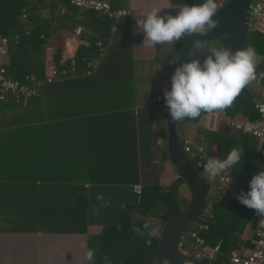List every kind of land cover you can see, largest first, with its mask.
I'll list each match as a JSON object with an SVG mask.
<instances>
[{
    "label": "crops",
    "instance_id": "crops-1",
    "mask_svg": "<svg viewBox=\"0 0 264 264\" xmlns=\"http://www.w3.org/2000/svg\"><path fill=\"white\" fill-rule=\"evenodd\" d=\"M109 1L113 10L129 14L107 27L65 2L28 0V26L42 23L44 30L45 60L59 52L60 63L75 64L80 45L93 37L107 43L91 73L80 70L51 82L31 74L36 80L25 84L33 95L0 103V264H86L88 237L119 221L122 206L135 199L133 185L157 182L164 189L178 178L166 145L169 112L158 95L170 88L183 38L145 47L135 18L153 7L175 15L183 3ZM6 61L0 55V64ZM258 68L264 71V58L257 55ZM262 87L253 80L242 92L250 100L205 112L198 121H178L183 144L202 145L210 158L220 159L234 147L244 152L253 145L250 162L264 169V143L249 138L245 145L229 124L231 118L258 117L249 102L262 100ZM214 134L237 142L219 144ZM135 161L138 179L132 182ZM235 183L232 177L231 189ZM178 191L190 199L184 182ZM255 228H245L252 231L249 241Z\"/></svg>",
    "mask_w": 264,
    "mask_h": 264
},
{
    "label": "trees",
    "instance_id": "trees-1",
    "mask_svg": "<svg viewBox=\"0 0 264 264\" xmlns=\"http://www.w3.org/2000/svg\"><path fill=\"white\" fill-rule=\"evenodd\" d=\"M43 1V0H38ZM58 2L57 0H54ZM173 3H200L202 0H171ZM27 6L28 19L31 18L30 3L28 0H0V37L9 38V53L4 56L7 61L3 64L6 67L8 75L20 81L21 83L29 82V76L33 74L35 78H42L48 70L49 65L55 64L58 67L69 66L70 61L60 63V53L53 56V60L47 61L41 55L43 51V43L45 39L43 35L42 23L34 24L29 28L23 27L20 14L21 8ZM95 21H99L101 25L110 27L112 18L95 11H86ZM106 36L108 33H103ZM188 37H184L178 53L181 52ZM96 38L89 41V45H80L74 58L77 72L85 68L87 60L98 53ZM254 47L258 56L264 58V33L257 30H249L246 40L240 49ZM208 47H224L217 40H210L204 44V50L196 59L203 61L207 55ZM41 55L38 60L37 56ZM258 68L256 71H259ZM67 79H71L68 77ZM244 88L234 101L240 103L250 100L248 95L242 96ZM233 101V102H234ZM249 105L257 114L254 104ZM205 112H202L195 119L198 121ZM258 115V114H257ZM257 117V116H255ZM254 117V118H255ZM165 130V128H164ZM205 136V131H200ZM240 133V132H239ZM217 142L221 141L229 143L237 142L235 138H225L219 134H214ZM245 145H249V138H255L250 134L242 135ZM179 144L183 151V142L181 137ZM251 150L243 152V157L239 164L231 168L230 174L236 183L233 189L227 190L219 202L213 201L210 205V213L212 218L208 220V229L200 232L205 242L209 246H214L221 240L220 252L215 259L216 264H230V251L239 248L242 245L249 246L250 241L244 240L242 235L248 224L255 227L258 214L255 210L248 209L241 205L236 195L243 189L247 191L248 181L257 172L264 170L250 162V154L253 153L254 146H250ZM184 153V152H183ZM186 159L193 166L197 160V155L190 157L186 155ZM199 172L209 180L207 173ZM138 179V169L136 161L134 163L132 182ZM184 181L178 177L167 188H162L157 182L141 186V192L135 193V199L132 203L122 206L121 216L117 223L106 224L102 232L92 235L87 239L88 249L95 250V264H104L105 258L110 264H154L155 255L159 235L167 219L176 213L183 211L190 203V199L179 194V186ZM159 219L160 223H154V219ZM187 228L182 232H186ZM155 231V235H150Z\"/></svg>",
    "mask_w": 264,
    "mask_h": 264
},
{
    "label": "clouds",
    "instance_id": "clouds-1",
    "mask_svg": "<svg viewBox=\"0 0 264 264\" xmlns=\"http://www.w3.org/2000/svg\"><path fill=\"white\" fill-rule=\"evenodd\" d=\"M163 7H153L136 16V31L143 34V46L173 44L184 37L205 36L217 21L216 0L186 3L176 6L175 15L163 13ZM193 58L179 64L171 75L170 88L163 93V100L171 121L195 120L202 112H214L229 107L241 90L256 79L257 52L254 47L233 51L226 47H208L201 62L196 59L205 49L200 39L193 42ZM243 151L232 148L224 159L207 157L201 165L207 176L215 180L228 169L240 163ZM237 201L264 215V170L248 181L247 191L241 189ZM155 231L150 235H155ZM95 250L85 253L86 264H95ZM104 264H110L105 258ZM164 264H168L165 260Z\"/></svg>",
    "mask_w": 264,
    "mask_h": 264
},
{
    "label": "built area",
    "instance_id": "built-area-1",
    "mask_svg": "<svg viewBox=\"0 0 264 264\" xmlns=\"http://www.w3.org/2000/svg\"><path fill=\"white\" fill-rule=\"evenodd\" d=\"M59 2H65L70 7L78 9L80 11H95L97 13L111 17L114 23L122 16L129 14L128 9L113 10L109 0H57ZM228 0H217L219 6L224 5ZM21 21L26 22V28L28 26V11L27 6L21 8L20 14ZM249 30H257L264 33V0H252L249 7ZM115 29V24L112 25V30ZM262 30V31H261ZM107 43L106 38H99L96 41L98 47V53L90 57L85 65L84 73H91L94 69L96 61L103 55L105 46ZM9 53V38L0 37V55L7 56ZM77 68L75 64H71L69 67H58L55 64L49 65L48 72L42 77L44 81L51 82L55 79L62 78L68 74H75ZM30 80H36L34 77L29 76ZM257 82H262V100L255 102V109L258 117L254 120H237L231 118L229 124L236 131L242 134H250L254 136L259 142L264 143V71L256 73ZM168 88H162L158 95V100H161L163 93ZM34 89L29 87L25 83L12 78L8 75L4 64H0V103L6 101L11 96H24L30 97L33 95ZM183 152L189 155H197V160L194 162L193 167L197 171H204L202 164L206 161L209 155L207 154L204 146H193L191 142L186 141L183 144ZM205 172V171H204ZM209 182V190L207 197V208L202 215L193 223H191L186 232L181 234L179 241L180 250L186 255L200 259L215 262L221 246V240H219L214 246L206 244L204 238L200 232L208 229V220L212 218L210 213V205L213 201L219 202L224 193L231 189L232 177L227 170L222 173L213 183ZM135 193L141 192L140 185H133ZM251 246L242 245L239 248H234L230 251L229 259L230 264H264V215H259L255 236L250 240Z\"/></svg>",
    "mask_w": 264,
    "mask_h": 264
},
{
    "label": "water",
    "instance_id": "water-1",
    "mask_svg": "<svg viewBox=\"0 0 264 264\" xmlns=\"http://www.w3.org/2000/svg\"><path fill=\"white\" fill-rule=\"evenodd\" d=\"M217 2V0H216ZM252 0H228L219 6L214 20L216 27L205 36L194 35L188 37L174 70L179 64L193 58L195 49L193 42L200 39L204 44L210 40H217L233 51L239 50L246 40L249 32V7ZM177 122H173L168 115L167 118V152L175 166L178 177H180L190 192V203L181 212L171 215L165 222L159 235L154 264H216L207 260H200L183 253L179 248L182 232L194 221H196L207 208V197L209 182L197 171L186 159L183 153L177 133Z\"/></svg>",
    "mask_w": 264,
    "mask_h": 264
},
{
    "label": "rangeland",
    "instance_id": "rangeland-1",
    "mask_svg": "<svg viewBox=\"0 0 264 264\" xmlns=\"http://www.w3.org/2000/svg\"><path fill=\"white\" fill-rule=\"evenodd\" d=\"M153 222L159 224L160 220L157 218V219H154ZM251 233H252V231L250 229L248 231H246L245 233H243V235H242L243 239L244 240H246V239L249 240L250 237H251Z\"/></svg>",
    "mask_w": 264,
    "mask_h": 264
}]
</instances>
